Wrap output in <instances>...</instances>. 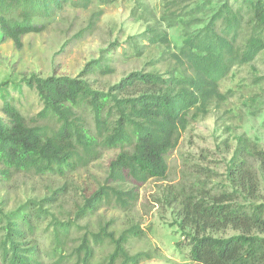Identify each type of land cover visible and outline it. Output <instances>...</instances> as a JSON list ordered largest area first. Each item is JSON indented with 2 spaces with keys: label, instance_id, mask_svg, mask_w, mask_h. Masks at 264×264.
I'll return each mask as SVG.
<instances>
[{
  "label": "trees",
  "instance_id": "trees-1",
  "mask_svg": "<svg viewBox=\"0 0 264 264\" xmlns=\"http://www.w3.org/2000/svg\"><path fill=\"white\" fill-rule=\"evenodd\" d=\"M113 1L0 0V41L11 39L22 47L25 35L42 32L67 6L97 4L96 23L102 6ZM215 1L197 0L190 9H179L180 1L168 0L159 13L140 3L152 18L137 37L163 47L152 61L167 64L164 72L133 70L108 89H99L89 76L113 71L101 56L87 62L78 76L33 73L20 81H2L0 181L19 173L65 177L99 159L104 150L119 149L107 182L77 207L75 216L92 215L110 203L131 209L139 197L137 184L167 178L168 155L179 145L182 132L230 98L233 91L223 92L221 82L264 50V0ZM179 24L183 35L175 50L168 29ZM193 25L202 26L192 30ZM145 40L137 43L138 54ZM24 85L42 102L34 115H26L11 94V88L22 92ZM208 171L194 169L190 185L181 183L168 191L166 200L179 207L178 224L186 239L178 247H186L196 264H264V202L259 201L264 148L241 135L227 161L225 179L209 185L202 176H211ZM128 179L135 185L128 186ZM64 190L60 187L10 210L0 206V264H44L49 254L54 264H98L97 249L110 246L99 264H140L163 256L151 250L132 252L130 241L143 238V228L133 224L118 233L111 228L112 219L76 242V221L59 218L53 209ZM228 228L238 233L213 234Z\"/></svg>",
  "mask_w": 264,
  "mask_h": 264
},
{
  "label": "rangeland",
  "instance_id": "rangeland-1",
  "mask_svg": "<svg viewBox=\"0 0 264 264\" xmlns=\"http://www.w3.org/2000/svg\"><path fill=\"white\" fill-rule=\"evenodd\" d=\"M165 1L168 0H114L102 6L104 12L96 23L93 22V12L100 9L97 4L93 3L88 8L67 6L42 32L25 35L22 47H17L11 39L0 41V83L7 79L20 81L33 73L41 76H78L87 62L101 56H104V65H109L113 71L107 74L99 71L89 76L92 84L99 89H108L133 70L162 69L164 72L167 64L152 61L157 60L163 47L156 48L137 36L147 29L151 22L148 19L152 18L151 14L143 11L140 3L143 2L152 11L158 9L159 13ZM196 1L178 0L179 9L183 6L190 9ZM215 4L218 5L219 0ZM201 26L193 25L192 30ZM168 30L176 50L182 39V26L179 24ZM142 39L145 45L138 54L137 43L139 45ZM220 86L225 93L233 91L230 98L213 105L208 114L192 121L182 132L179 145L168 155L167 178L137 184L139 197L131 209L123 210L110 203L103 204L92 215L78 219L75 216L77 207L107 182L110 162L119 149L104 150L99 159L65 177L19 173L10 180L0 181V206L10 210L28 199H41L65 187L60 204H55L53 209L59 218L76 221V242L79 243L87 231H97L104 221L112 219L111 228L118 233L133 224L143 228L146 235L130 241L132 252L151 250L155 254H163L140 264H196L187 255V248L177 245L185 239L178 224L179 207L169 204L166 197L171 187L177 189L182 186L181 183L190 185L194 169L209 170L211 176L202 172L209 185L223 181L227 161L239 136L258 140L264 148V50L253 62L235 67ZM10 90L26 115H34L41 110V100L27 85L23 86L22 92L13 88ZM2 102L0 97V115H4ZM226 141L231 148L224 143ZM127 185L135 183L128 179ZM259 201L264 202V190ZM235 233L238 231L233 228L213 232L218 236ZM48 242V238L43 241L46 248ZM110 249L111 246L97 249L98 264L103 263ZM54 261L55 258L49 254L45 256L44 264H54Z\"/></svg>",
  "mask_w": 264,
  "mask_h": 264
}]
</instances>
